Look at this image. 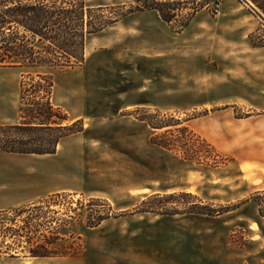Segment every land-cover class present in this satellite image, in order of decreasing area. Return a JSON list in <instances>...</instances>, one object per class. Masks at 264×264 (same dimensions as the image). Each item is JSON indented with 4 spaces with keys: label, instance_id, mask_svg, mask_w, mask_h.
I'll return each instance as SVG.
<instances>
[{
    "label": "rangeland",
    "instance_id": "374dc122",
    "mask_svg": "<svg viewBox=\"0 0 264 264\" xmlns=\"http://www.w3.org/2000/svg\"><path fill=\"white\" fill-rule=\"evenodd\" d=\"M204 2L191 0L171 25L156 12L131 15L91 36L85 63L74 69L0 68V125L20 124L40 109L46 95L35 86L40 72L52 75L51 102L68 118L64 125L84 126L62 142L60 191L0 210V264H26L30 250L43 244L65 256L33 263L92 253L122 260L149 225L161 251L201 255L204 264H264V190L253 200L264 172L247 162L264 155V122L249 124L243 120L249 110L221 100L231 91L229 66L241 64L251 36L264 42V23L248 35L249 4L210 0L181 31ZM169 130L174 135L164 136ZM0 156L29 159L1 150ZM226 208L222 216L197 214ZM100 219L106 220L90 227ZM11 227L23 228L21 238Z\"/></svg>",
    "mask_w": 264,
    "mask_h": 264
},
{
    "label": "trees",
    "instance_id": "16d2710c",
    "mask_svg": "<svg viewBox=\"0 0 264 264\" xmlns=\"http://www.w3.org/2000/svg\"><path fill=\"white\" fill-rule=\"evenodd\" d=\"M190 1L133 0V5L129 8H106L102 5H90L87 0H0V68L30 67L50 71L74 69L85 63L87 41L91 36L102 33L137 12H156L165 23L171 25L178 20L179 11ZM241 1L249 4L264 23V0ZM209 4L210 0H206V3L194 7L180 30L187 29L196 15ZM105 9L111 11L110 17L96 16ZM251 41L254 47L264 48V42H255L253 36ZM50 75L39 72L40 80L35 83L37 88L46 93L43 97L44 103H39L40 109L29 111L31 114H25L20 124L0 125L2 151L18 155H53L57 153L64 138L84 132L81 121L64 125L68 118L59 109H55L51 102L54 80ZM153 128L163 127L153 125ZM174 133L175 131L169 130L164 136ZM158 145L163 148L171 147L168 143ZM258 195L260 192L255 194L254 201ZM229 211L227 208L220 211L203 210L197 214L217 217ZM259 211L261 215L264 213L262 209ZM187 213L193 212L184 214ZM104 220L106 219H100L90 227H98ZM22 230V227L8 228V231L15 232L14 236L20 238ZM30 255L35 258L65 256L44 244L31 249Z\"/></svg>",
    "mask_w": 264,
    "mask_h": 264
},
{
    "label": "crops",
    "instance_id": "0c3cea01",
    "mask_svg": "<svg viewBox=\"0 0 264 264\" xmlns=\"http://www.w3.org/2000/svg\"><path fill=\"white\" fill-rule=\"evenodd\" d=\"M247 7L248 11L244 19L249 22L245 25V29L250 30L249 35L259 28L262 20L249 6ZM247 52L240 61L241 64H235L233 69L232 65L229 66L227 85L231 91L227 97L221 99L223 100L221 103L233 106V109L242 105L243 108L249 110V115L243 120L253 125L257 122L255 118H260V121L264 122V48L254 47L249 40ZM237 67L241 69L237 70ZM258 113L260 115H257ZM69 137L61 141L57 153L53 155H18L29 157V159L22 160L0 156V210L33 203L60 191L58 182L64 163L57 156L60 153L62 142ZM252 156V159L247 162L259 165L260 170L264 172V155H261L260 160H257L254 155ZM38 174L42 176L39 177ZM260 190H264V188L256 189L254 192ZM147 229L148 236L137 238L135 248L123 252L122 260L120 258L116 261L109 260L107 255L92 253L83 258H71L55 264H204L201 255L187 256L184 253L175 252L174 248L169 251L159 250L163 243L159 238L151 236V225ZM32 258L44 260L57 257ZM41 263L49 264L44 261Z\"/></svg>",
    "mask_w": 264,
    "mask_h": 264
},
{
    "label": "bare ground",
    "instance_id": "6f19581e",
    "mask_svg": "<svg viewBox=\"0 0 264 264\" xmlns=\"http://www.w3.org/2000/svg\"><path fill=\"white\" fill-rule=\"evenodd\" d=\"M254 228V227H253ZM34 258H30V261H27L26 264H35L33 263ZM37 264H45V263H37Z\"/></svg>",
    "mask_w": 264,
    "mask_h": 264
},
{
    "label": "built area",
    "instance_id": "2783aa9c",
    "mask_svg": "<svg viewBox=\"0 0 264 264\" xmlns=\"http://www.w3.org/2000/svg\"><path fill=\"white\" fill-rule=\"evenodd\" d=\"M217 6L220 8V5H219V4H218ZM216 12L218 13V12H219V10L217 9V10H216Z\"/></svg>",
    "mask_w": 264,
    "mask_h": 264
}]
</instances>
